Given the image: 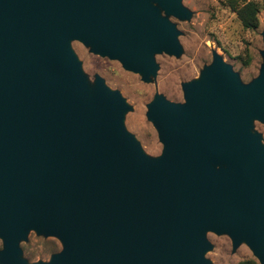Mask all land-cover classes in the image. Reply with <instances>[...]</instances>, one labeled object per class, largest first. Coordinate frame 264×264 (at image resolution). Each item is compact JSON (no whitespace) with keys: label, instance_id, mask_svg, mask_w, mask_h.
Wrapping results in <instances>:
<instances>
[{"label":"water","instance_id":"obj_1","mask_svg":"<svg viewBox=\"0 0 264 264\" xmlns=\"http://www.w3.org/2000/svg\"><path fill=\"white\" fill-rule=\"evenodd\" d=\"M168 17L190 13L181 0H0V264H29L30 230L62 246L37 264H209L207 232L264 264V147L249 132L264 122V62L242 85L214 54L184 104L157 96L147 119L163 152L149 161L124 100L98 77L89 88L71 51L148 81L155 54L180 53Z\"/></svg>","mask_w":264,"mask_h":264},{"label":"rangeland","instance_id":"obj_2","mask_svg":"<svg viewBox=\"0 0 264 264\" xmlns=\"http://www.w3.org/2000/svg\"><path fill=\"white\" fill-rule=\"evenodd\" d=\"M246 2L260 6L255 29H245L236 15L235 11ZM263 4L264 0H181L190 18L168 17L178 34L180 53L178 56L155 54L157 69L148 81H143L141 74L124 70L118 61L91 53L78 41H71L70 48L89 88L94 86L98 77L110 91L117 92L124 100L128 107L122 117L126 132L139 145L142 155L149 161H155L162 155L163 145L147 119L149 103L159 96L171 103L184 104L183 84L199 81L212 64L214 54L231 68L242 85L257 78L264 62ZM249 132L258 135L264 147V122L251 120ZM205 236L211 246L204 254V260L209 264H238L247 259L257 263L244 242L233 250L227 235L207 232ZM19 247L20 258L29 264L51 263V256L62 250L56 238L46 236L44 231L37 234L34 230L27 233L25 240L19 241Z\"/></svg>","mask_w":264,"mask_h":264},{"label":"trees","instance_id":"obj_3","mask_svg":"<svg viewBox=\"0 0 264 264\" xmlns=\"http://www.w3.org/2000/svg\"><path fill=\"white\" fill-rule=\"evenodd\" d=\"M259 10H260V6H258L254 2H246L235 12L238 20L245 29H255L258 26L257 15L259 13ZM238 264H257V263L254 260L247 259L240 261Z\"/></svg>","mask_w":264,"mask_h":264}]
</instances>
